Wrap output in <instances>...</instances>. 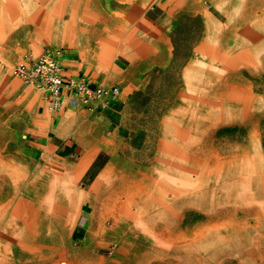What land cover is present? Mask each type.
I'll return each mask as SVG.
<instances>
[{"label": "rangeland", "instance_id": "374dc122", "mask_svg": "<svg viewBox=\"0 0 264 264\" xmlns=\"http://www.w3.org/2000/svg\"><path fill=\"white\" fill-rule=\"evenodd\" d=\"M108 1L115 4L113 11L119 16L114 26L117 45L106 49L95 34L65 35L57 28L37 29L34 22L25 29L21 24L7 30L2 26L0 162L13 157L9 164L29 174L28 188L34 196L76 187L89 192L93 204L67 210L52 234L36 244V253L23 250L16 241L0 243V264H128L132 248L120 240L129 229H104V217L94 209L96 194L104 185L101 175L112 165L121 170L130 163L144 171L153 169L162 158L182 162L184 157L194 158L212 138L215 145H228L235 154L246 146L252 161L256 163L260 156L256 164H263L264 0H133L131 5ZM136 3L137 8L132 6ZM6 18L2 21L10 17ZM136 29L137 37L127 42L131 44L128 49L125 41ZM47 50L60 53L70 74L86 75L99 85L118 86L119 98L95 112L70 106L49 112L42 93L12 75L16 64ZM224 95L231 98V104L221 105ZM254 116L261 120L259 132L253 131ZM62 143L68 145L67 153L60 151ZM168 144L175 152L171 157L163 150ZM240 165L235 178L221 184L226 189L218 185L219 175L202 177V185L211 192L215 188L218 197L230 194L231 186L240 196L264 190L260 167L246 171ZM227 172L225 168L222 176ZM173 173L183 178L182 170ZM247 177L250 183L244 182ZM191 178L197 185V175ZM168 191L165 194L173 198ZM217 202L215 209L231 210L236 205L223 199ZM204 210L193 202L178 204L173 228L178 229L181 219L183 227L189 222L195 226L198 218L208 216L210 209ZM109 227L113 228L112 219ZM139 237L147 245L154 243L142 232ZM176 248L179 252L175 254L153 256L162 263L168 259L194 264L185 256L187 247ZM238 259V254L230 257L234 264Z\"/></svg>", "mask_w": 264, "mask_h": 264}, {"label": "bare ground", "instance_id": "6f19581e", "mask_svg": "<svg viewBox=\"0 0 264 264\" xmlns=\"http://www.w3.org/2000/svg\"><path fill=\"white\" fill-rule=\"evenodd\" d=\"M121 1L122 5H131L133 2V0ZM135 5L137 6V3L132 6L137 8ZM114 6L115 4H111L108 0H0V31L3 25L6 30L15 29L20 24V28L25 29L34 22L33 24L38 26L37 29L42 30L45 26L48 30L57 28L65 35L74 33L85 37L87 34L90 36L95 34L99 45L106 49L117 45L114 26L119 14L113 11ZM3 17L11 19L8 18L3 22ZM137 32V29L133 31V36H129L125 42L136 38ZM195 36L196 34L192 39ZM126 48H131V44L127 43ZM134 53L132 51L128 54L132 56ZM231 101L229 96H221L222 106L231 104ZM252 118L257 122L253 121V131L259 132L258 123L261 120H256L255 116ZM259 142L261 144V138ZM172 146L171 144L164 146L166 156L171 157L175 153ZM208 146L211 147L208 148ZM239 150L235 154V150L228 145H215V139L212 138L194 158L184 157L182 162H172L171 158H162L160 164L155 162L156 165L151 170L142 171L141 167H134L127 163L124 169L120 170L112 165L102 173L104 185L96 194L98 196H96L94 209L104 217V229L111 231L129 229V234L120 240L123 246L132 248L128 252V264H176L168 259L162 263L153 256V253L175 254L179 252L176 247H187L184 251L185 256L194 264H234L230 261L233 254L239 255L237 264H264V190L256 191L252 195L241 194L240 196L238 192L232 190L234 186L229 187L230 184L227 183L231 188L228 189L230 194L218 197L215 188L211 192V188L202 185V177L211 178L219 175L221 177L218 178L217 183L225 188V180L235 178V173L241 170L240 163L246 171L247 169L256 171L259 166L261 177L258 179L263 181L264 148H260L263 163L260 165L256 164L260 156L256 163L252 161L246 146L242 145ZM12 160L15 159L7 156L0 162L2 177L0 181V243L16 241L23 250L36 253L39 251L36 244L52 234V231L60 225L61 216L67 210L76 211L82 206L91 207L92 199L89 192L76 187L48 194L43 193L39 196L36 193L34 196L32 190L28 188L29 174L9 164ZM225 168L228 172L222 176ZM175 170L183 171L182 179L175 177L173 173ZM112 172H114L113 175H111ZM193 174L197 175V185L191 178ZM59 176L62 175L59 174ZM90 180L91 177L87 181ZM254 180L253 177L252 181ZM238 181L241 182L242 179ZM244 182L250 183L251 180L247 177ZM8 183L13 187L7 189L5 185ZM252 183L255 184V181ZM165 189H169L168 192L173 198L165 194ZM32 197L35 199L33 200ZM220 199L230 203L236 202V205L241 202L243 207L239 208L234 204L231 210L220 207L215 209V203ZM189 202L205 208L204 211L209 208L208 216L198 218L197 226L189 222L183 227L184 223L181 219L178 229L173 228L177 205ZM150 209H154V212L150 213ZM239 212L243 215H238ZM110 219H112L113 228L109 227ZM161 220L164 221L159 224ZM140 232L152 239L154 243L152 245L143 243L139 237ZM195 242H200V245L195 247V244L193 245ZM247 244H250L252 248L247 250L245 248ZM209 258H216L217 261L211 262Z\"/></svg>", "mask_w": 264, "mask_h": 264}, {"label": "built area", "instance_id": "2783aa9c", "mask_svg": "<svg viewBox=\"0 0 264 264\" xmlns=\"http://www.w3.org/2000/svg\"><path fill=\"white\" fill-rule=\"evenodd\" d=\"M12 75L41 92L47 110L52 113L67 106L95 112L120 96L116 85H99L86 75L69 74L60 62V53L52 50L16 64Z\"/></svg>", "mask_w": 264, "mask_h": 264}, {"label": "crops", "instance_id": "0c3cea01", "mask_svg": "<svg viewBox=\"0 0 264 264\" xmlns=\"http://www.w3.org/2000/svg\"><path fill=\"white\" fill-rule=\"evenodd\" d=\"M60 62L62 63V58H61V56H60ZM62 65L64 66V64L62 63ZM65 67V66H64ZM66 68V67H65ZM66 70H67V68H66ZM67 72H68V70H67ZM69 73V72H68ZM70 74V73H69ZM72 75H79V74H72ZM42 97H43V95H42ZM43 100H44V97H43ZM44 104H45V108L47 109V107H46V103H45V100H44ZM66 108V107H65ZM64 108V109H65ZM45 109V110H46ZM59 148H60V151H62L63 153H67L68 151H69V148H68V145H66V144H60V146H59Z\"/></svg>", "mask_w": 264, "mask_h": 264}]
</instances>
